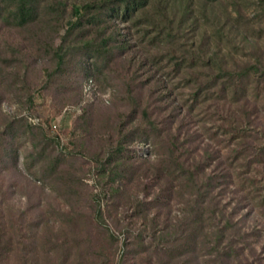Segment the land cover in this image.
Masks as SVG:
<instances>
[{
  "label": "rangeland",
  "instance_id": "rangeland-1",
  "mask_svg": "<svg viewBox=\"0 0 264 264\" xmlns=\"http://www.w3.org/2000/svg\"><path fill=\"white\" fill-rule=\"evenodd\" d=\"M158 1L163 2L166 14L175 23L183 18L181 15L188 18L184 24L187 33L181 41L182 45L188 44L195 49L204 43L202 52L214 57L225 69L238 70L246 65H254L264 74V0H218L214 3L205 0H190L189 3L188 0ZM88 2L90 0H47L40 6L36 20L24 27H12L0 22V131L8 122L18 119L21 120V127L16 129L20 132H26L27 129L22 128L25 124L39 126L48 138L59 142V149L53 145L46 146V157L40 164L34 165L31 170L34 175H31L24 163V154L32 150L31 137L27 133L17 140V167L8 170L0 167V201L5 197V203L0 208L5 213L4 220L10 213L9 221L18 218L23 210L27 211V221L40 215L42 224L37 229L41 235L38 243L43 244L44 241L46 249L56 245L54 251H58L62 245L66 253L70 254L65 260L67 264L81 263L82 260L85 264H117L123 253L122 236L119 242L111 243L106 232L93 219L95 204L92 196L100 194L105 180L98 179L92 169L96 161L106 158L116 140L121 119L128 110L124 84L132 71L126 69L124 61L133 58L134 61L145 62L144 69L149 70L148 73L144 75V69L139 71V80L144 79L157 68L150 64L151 56L157 55V51L151 49L150 52H143L144 45L139 43L135 32L131 30L129 33L127 24L116 19L113 24L134 45V52L112 62L97 79L92 77L86 80L71 67L61 73L63 80L52 82L53 79L47 76V72L54 68L52 50L64 36L66 22L72 18L73 6ZM11 58H17L18 61H6ZM216 72V67H199L176 79L165 81L166 88L156 92L153 98L160 97V94L166 95L165 101H157L156 104L167 108V111L160 112L158 116L154 114L153 118L159 121L162 114L179 107L180 118H184L186 125L182 135L185 131L199 135L195 144L199 147L192 158L201 161L204 149L217 156L205 168L207 174L211 173L215 164L222 162L220 171L228 173L230 178L226 190L217 196V207L222 208L226 216L232 215L241 231H259V239H248L253 242L252 252L255 255L249 253L248 249L244 254L252 264H264V206L260 205L264 197V162L252 165L244 173L245 160H232L235 155L232 150H240L239 145L228 144L227 140L223 143L210 141L205 135L204 126L211 127L214 124L212 128L215 129L222 120L219 117L214 118V121L206 119L205 125L198 121V117L205 118L217 109L220 115L228 116L230 112V115L239 118L242 125H246L245 113L251 112L252 125L248 128L251 136L256 138L247 137V140L257 147H264V75L258 87L251 82V92L246 102H231L224 107L209 100L192 114H187L192 87L196 86L193 79L203 83ZM155 74L156 79L160 72ZM186 81L190 84L187 85ZM149 89H154V86L148 85L146 90ZM83 94L85 98L82 99ZM143 98H146L144 92ZM36 143L45 147L39 135L36 136ZM206 143L210 147L206 148ZM129 148L133 156L130 164L138 167L133 182L128 181L127 177L118 180L125 192L112 199L115 203L113 206L108 198L107 186L104 189L108 192L107 197L101 200L105 220L115 234L119 233L117 223L123 228L128 225L132 233L142 228L143 219L140 216L132 217L135 210L127 198L135 196L138 200L151 201L156 197L161 205L150 211L149 217L155 214L159 224L167 216L180 217L184 208L183 203L171 199L167 176H158L153 147L148 143H134ZM60 150L63 156H60ZM53 158L60 159L55 172L47 167ZM245 178L255 180L256 186L262 189L261 193L257 194L255 185ZM74 214L77 215L76 226L70 222ZM24 227L23 231L26 232ZM9 229L16 241L18 232L14 227ZM18 246L15 245L16 251L10 255L9 264L19 261ZM53 254L47 257L40 252V264L58 262ZM136 260L129 261L128 256L125 259L127 264H140Z\"/></svg>",
  "mask_w": 264,
  "mask_h": 264
},
{
  "label": "trees",
  "instance_id": "trees-1",
  "mask_svg": "<svg viewBox=\"0 0 264 264\" xmlns=\"http://www.w3.org/2000/svg\"><path fill=\"white\" fill-rule=\"evenodd\" d=\"M46 1L0 0V22L12 27H24L36 20L40 6ZM205 1L214 3L218 0ZM164 8L163 2L158 0H90L86 4L75 5L72 18L66 22V31L60 44L52 50L54 68L47 72V76L53 79L52 82L63 80L61 73L71 67L86 80L92 77L97 79L112 62L129 55L131 51L134 52V45L129 43L126 35L121 34L118 26L113 24L116 19L122 24H127L129 33L131 30L135 32L139 43L144 45L143 52H150L151 49L157 51V55L150 58V64L157 68L144 79L139 80V71L146 67L145 62L134 61L133 58L124 61L127 64L126 69L132 71L124 84L128 110L121 119L116 140L108 150L106 158L96 161L92 169L98 179L105 180L99 190L100 194L92 196L95 204L93 219L106 232L111 243L119 242L122 236L123 253L117 264H127V256L129 261L137 259L140 264H252L244 253L248 249L249 253L255 255L252 252L253 242L248 239H259V231H241L237 226L238 222L233 221L232 215L226 216L222 208H218L217 196L226 190L230 175L220 171L222 162L215 164L210 174L206 173L205 168L211 161L216 160L217 156L204 149L201 161L192 158V154L199 147L195 146L199 135L189 134L187 131L182 135L186 125L184 118H180L179 107L162 114L161 121L153 118L154 114L158 116L167 109L156 104L157 101H165L167 96L160 94L158 98L153 97L156 92L166 88L167 80L176 79L199 67H216L217 72L212 73L203 83L193 79L196 86L192 87L190 104L186 108L187 114H192L196 108L209 100L222 106L230 105L231 102H246L251 92V82L256 83L258 87L264 74L254 65H246L238 70L225 69L214 57L206 56L202 52L204 43H200L195 49L188 44L182 45L181 41L187 33L184 24L188 18L185 19V16L181 15L183 18L175 23ZM6 61L17 62L18 59L11 58ZM148 71L144 69V75ZM158 71L160 75L155 79V73ZM186 82L187 85L190 84L189 81ZM58 83L60 84V81ZM150 84L154 89L147 91L146 87ZM143 92L146 93V98H143L146 100L142 99ZM227 114L229 115H220L215 109L205 118L198 117V121L205 125L206 119L214 121V118L219 117L222 120L215 129L212 128L214 124L211 127L204 126L205 135L210 141L223 143L227 140L228 144L239 145L240 150H232L235 154L232 160L243 158L246 171L244 173H247L252 165L264 162V147H257L247 140V137L256 138L251 136L248 128L252 125L251 112L245 113L246 125H242L239 118L230 115V112ZM20 121L14 119L0 131V167L4 170L17 167V140L29 133L32 150L24 154V163L27 172L34 175L31 170L46 157V146L53 145L59 149V142L57 139L48 138L39 126L25 124L22 128L25 127L26 132H20L17 130L21 127ZM175 124L176 128L173 127ZM37 135L45 145L44 148L36 143ZM220 136L224 137L219 138ZM134 143H148L153 147L158 176H167L171 199L183 203L184 208L180 217L167 216L163 223L159 224L155 214L149 217L150 211L161 205L156 197L151 201L138 200L135 196L132 199L127 198L135 210L132 217H142L143 225L137 232L132 233L128 225L123 228L117 223L119 233L115 234L105 220L101 200L106 199L108 192L111 202L114 197L124 194L121 182H118L122 177H127L128 181L133 182L138 167L130 164L133 156L129 147ZM205 147L210 146L206 143ZM60 154L63 156L64 153L60 150ZM59 163V158H53L47 167L55 172ZM246 180L255 185L254 191L257 194L261 193L262 189L256 186L255 180ZM106 186L109 188L108 192L104 190ZM4 198L2 197L0 206L5 203ZM114 204L112 202V206ZM260 205L264 206V197L260 200ZM6 206L9 208L8 204ZM76 216L74 214L70 220L74 226L78 224ZM4 217L5 213L0 208V264H9L10 255L16 251L15 245L20 246L17 248L19 261L17 260L16 264H40V252L47 257L53 252L58 260L55 264H67L68 261L65 260L70 254L66 253L62 245L58 251H54L56 245L46 249L44 241L43 244L38 243L41 235L37 229L42 224L40 215L27 221V211L23 210L18 218L11 221L10 213L7 220H4ZM13 227L18 232L16 241L9 232V228ZM85 263L82 260L76 264Z\"/></svg>",
  "mask_w": 264,
  "mask_h": 264
}]
</instances>
